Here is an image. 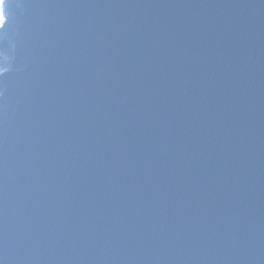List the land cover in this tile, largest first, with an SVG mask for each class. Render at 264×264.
<instances>
[{
    "label": "water",
    "instance_id": "obj_1",
    "mask_svg": "<svg viewBox=\"0 0 264 264\" xmlns=\"http://www.w3.org/2000/svg\"><path fill=\"white\" fill-rule=\"evenodd\" d=\"M0 11V264H264V0Z\"/></svg>",
    "mask_w": 264,
    "mask_h": 264
},
{
    "label": "snow or ice",
    "instance_id": "obj_2",
    "mask_svg": "<svg viewBox=\"0 0 264 264\" xmlns=\"http://www.w3.org/2000/svg\"><path fill=\"white\" fill-rule=\"evenodd\" d=\"M4 4V0H0V5ZM7 23L5 13L0 11V28L4 27Z\"/></svg>",
    "mask_w": 264,
    "mask_h": 264
}]
</instances>
